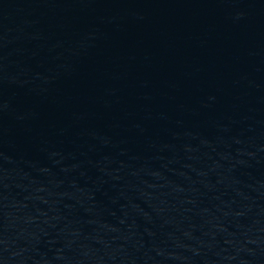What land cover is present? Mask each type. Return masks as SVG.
Returning a JSON list of instances; mask_svg holds the SVG:
<instances>
[{"label": "water", "instance_id": "water-1", "mask_svg": "<svg viewBox=\"0 0 264 264\" xmlns=\"http://www.w3.org/2000/svg\"><path fill=\"white\" fill-rule=\"evenodd\" d=\"M0 264H264V0H0Z\"/></svg>", "mask_w": 264, "mask_h": 264}]
</instances>
